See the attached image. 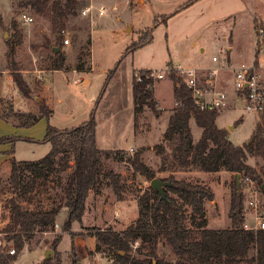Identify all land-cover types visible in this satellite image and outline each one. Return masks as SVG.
<instances>
[{
	"label": "rangeland",
	"instance_id": "rangeland-1",
	"mask_svg": "<svg viewBox=\"0 0 264 264\" xmlns=\"http://www.w3.org/2000/svg\"><path fill=\"white\" fill-rule=\"evenodd\" d=\"M187 1L83 0L80 14L73 17L61 32L63 44L65 38L70 40L69 44L63 45L64 69L51 70L48 64L52 50L46 47V38L55 43L57 33L53 32L50 17L36 15L30 8L21 7V0H0V113L15 120L12 110L39 113L38 104L43 101H48V106L53 109L49 119L43 117L29 127L17 126L0 117V138H22L0 142V175L3 178L8 176L5 172L12 155L18 160H36L50 151V143L43 142L48 123L57 127L79 125L90 117L93 109L98 120L100 148L135 152L146 146L145 162L154 168L157 177L167 174L160 171L161 156L154 146L160 143L168 146L164 133L176 105L169 62L173 66L197 68L203 78L218 69L217 87L227 90L232 97L229 96L226 106L220 107L217 124L229 130V138L236 145L248 142L262 113L246 109L236 98L232 75L242 64H256L264 72V30L256 31L253 23L254 16H259L264 23V0H199L179 10ZM87 6H92L91 12L83 15L82 9ZM101 6L106 8L103 15L98 13ZM23 13L33 20L24 22ZM167 15L171 16L165 22ZM155 20L158 23L154 26ZM151 28V42L129 49L134 42L147 38ZM17 30H22L24 35L21 44L17 43ZM88 39H91L90 45ZM10 44L16 45L13 61L21 68L31 88L30 97L23 95L12 79L8 56ZM86 45L88 55L83 63L79 56ZM214 56L217 60L213 59ZM73 68L82 70L74 71ZM143 68L164 74L163 78L155 79L156 97L163 111L157 116L147 107L135 131L132 79L134 70ZM111 70L114 72L105 86ZM86 78L89 82H85ZM191 126L194 139H199L202 128L194 119ZM261 136L259 140L264 133ZM104 162L122 173L123 199L118 200L112 186L103 182L99 191L96 188L91 190L83 220L71 226L73 235L63 231L67 217L64 208L57 217L55 231L37 232L28 237L24 250L13 264H38L45 258V251L52 249L54 238H61L57 251L62 264H78L91 258H95L96 264H114L113 252L95 250L93 228L123 230L134 223L139 216V197L151 182L113 158L105 157ZM249 163L264 166L263 145L250 156ZM205 173L192 179L208 184L215 192L213 200L205 201L207 221L212 228H225L224 214L230 205L232 173L225 170ZM61 191L60 187H53L51 181L39 184L34 191V206L51 207ZM244 195L245 217L253 223L256 214L264 216V195L254 181L245 183ZM9 198L10 193L0 190V233L9 222ZM255 198L258 201L256 210L248 204ZM179 201L182 202L180 198ZM25 207L30 206L26 204ZM184 209L188 215L186 224L193 227V211L188 205H184ZM150 243H146V250L151 247ZM140 244L141 240L137 241L134 248ZM159 245L160 255L174 258L167 244L160 242ZM9 246L15 245L9 242Z\"/></svg>",
	"mask_w": 264,
	"mask_h": 264
},
{
	"label": "trees",
	"instance_id": "trees-1",
	"mask_svg": "<svg viewBox=\"0 0 264 264\" xmlns=\"http://www.w3.org/2000/svg\"><path fill=\"white\" fill-rule=\"evenodd\" d=\"M197 1L199 0H188L179 10ZM83 3V0L20 2L21 7L30 8L34 14L51 19L53 32L57 33L55 43L46 38V47L52 50L48 64L51 70L64 69V44L61 32L73 17L80 14ZM171 15L165 16V22ZM157 23L158 20H155L154 26ZM253 23L256 31L264 30V23L259 16H254ZM16 36L17 43L21 44L24 38L22 30H17ZM152 39L151 28L147 38L134 42L129 49L143 46ZM87 43L90 45L91 39H88ZM56 47H61V50L56 52ZM87 49L86 45L80 51L79 61L83 63L86 62ZM15 52L16 45L10 44L8 56L12 67V79L23 95L30 97L31 88L21 68L13 61ZM168 67L171 68L169 73L176 105L169 115L164 133L168 146L165 143L154 146L161 156L160 171L170 173L168 176L158 177L170 183L165 188L166 198L150 184L139 197V216L134 223L123 230L93 228L96 237L95 250L99 253L104 250L113 252L114 264H264V228L257 230L244 228L246 220L244 185L247 182L245 179L248 177L250 181H254L264 195V166L256 167L249 163L250 156L255 155L261 145L264 146V137L259 140L264 133V112L249 141L244 145H236L229 138V130L217 124L220 108H201L183 78L172 69V62H169ZM255 67L258 66L255 64ZM113 72L114 70L109 72L105 86ZM152 72V69L147 68L133 72L135 131L147 107L157 116L163 111L156 97V80L152 77ZM38 105L39 113L12 110L11 114L15 120L10 119L8 114L0 113V117L17 126L29 127L43 117L49 119L53 114V109L47 102L43 101ZM192 119L202 128L197 141L192 133ZM97 128L95 109L92 110L90 117L79 125L57 127L48 123L43 142L50 143L51 149L44 157L36 160H18L15 156L11 157L10 173L6 178L0 175L1 192L10 193L9 222L1 233L6 244L14 243L16 253L7 252L9 246L6 245L0 251V264H13L31 235L55 231L57 217L64 208L67 209V217L62 228L63 231L71 232L72 224L83 220L91 190L96 188L99 191L103 182L107 181L112 186L118 200L123 199L122 173L108 167L107 163L105 165V157L131 167L135 173L144 176L150 182L157 177L154 168L144 160L146 146L135 152L125 149H102L97 143ZM17 139L22 138L1 137L0 142ZM222 170L232 173L228 213L231 226L215 229L208 227L205 208V201L215 198L213 189L208 184L193 179L177 178L175 173L178 171L214 173ZM236 174H240V182ZM47 181H51L53 187H60L61 193L51 207L34 206L36 187ZM26 204L30 207H25ZM184 205H188L193 211L191 216L193 227L186 224L188 215ZM71 234L73 235L72 232ZM60 239L54 238L51 242L50 247L54 255L38 264H62L57 251ZM139 240L141 244L134 248ZM147 242H151V247L146 250ZM160 242L169 246L174 258L159 254Z\"/></svg>",
	"mask_w": 264,
	"mask_h": 264
},
{
	"label": "built area",
	"instance_id": "built-area-1",
	"mask_svg": "<svg viewBox=\"0 0 264 264\" xmlns=\"http://www.w3.org/2000/svg\"><path fill=\"white\" fill-rule=\"evenodd\" d=\"M92 6H87L82 9L83 15H88L91 12ZM105 7H99L98 13L103 15L105 13ZM24 22H31L33 18L26 13L22 14ZM69 38L64 39V44H69ZM214 60L217 57L214 56ZM172 69L176 70L179 76L183 78L185 84L191 89L194 99L201 108H220L226 106L229 102L230 95L227 90L219 89L217 87L216 75L218 69H214L205 78L200 76L198 69L194 67H184L182 65H175ZM162 72H152L154 79L163 78ZM206 86L205 89L203 87ZM233 89L236 98L244 103V106L248 110L255 112H264V72L255 67L254 64L246 65L242 64L241 67L235 71L233 78ZM246 181H250L247 177ZM249 207L258 208L257 199H251L248 201ZM58 227V223L55 224V228ZM245 229L257 230L264 228V216L256 214L255 221L251 223L248 219L244 222ZM3 234L0 233V251L9 244H6L2 238ZM7 252L15 254V246H9Z\"/></svg>",
	"mask_w": 264,
	"mask_h": 264
},
{
	"label": "crops",
	"instance_id": "crops-1",
	"mask_svg": "<svg viewBox=\"0 0 264 264\" xmlns=\"http://www.w3.org/2000/svg\"><path fill=\"white\" fill-rule=\"evenodd\" d=\"M251 65V64H250ZM229 67V66H228ZM223 69H228V68H225V67H223ZM74 71H78L77 69H73ZM234 74H235V71H233V75H232V80H233V78H234ZM10 79H11V76H8ZM133 80V79H132ZM85 82H89V79L88 78H86V80H85ZM217 85H218V83H217ZM232 88H233V81H232ZM233 92H234V89H233ZM234 94H235V92H234ZM231 96V95H230ZM232 97V96H231ZM48 100V99H47ZM46 100V101H47ZM47 103H49L48 101H47ZM50 104V103H49ZM161 108V107H160ZM41 119H43V118H41ZM97 130H98V128H97ZM198 140V139H197ZM196 140V141H197ZM97 143H98V133H97ZM99 146V145H98ZM131 150H133V147H131ZM12 156H14V155H12ZM11 156V157H12ZM11 157H9L8 158V164H7V169H6V172L5 173H7V174H9L10 173V169H11ZM162 173H167V174H162V175H164V176H162V177H165L166 175L168 176L170 173L169 172H167V171H163ZM206 173L205 172H203V171H178V172H176L175 173V176L177 177V178H186V179H189V180H192V178H194V177H197V175H205ZM216 200H217V198H216ZM229 208H230V205H229ZM229 208H227V209H225V214H224V218H225V220H226V226H225V228L226 227H230L231 226V220H230V218H229V216H228V213H229ZM208 227H210V225H209V221H208ZM210 228H212V227H210ZM222 228V227H221ZM220 227H215V229H221Z\"/></svg>",
	"mask_w": 264,
	"mask_h": 264
},
{
	"label": "water",
	"instance_id": "water-1",
	"mask_svg": "<svg viewBox=\"0 0 264 264\" xmlns=\"http://www.w3.org/2000/svg\"><path fill=\"white\" fill-rule=\"evenodd\" d=\"M60 50H61V47H56L55 48L56 52H58ZM36 100H37V102H40V98L39 97H37ZM236 177L238 178V180L240 182V178H241L240 174H236ZM169 184H170L169 182L161 180L158 177L152 179V181H151V185L161 193L163 198H166L165 188L167 186H169ZM263 188H264V186H263ZM52 254H53V250L52 249H47L45 251V256H44L45 258L44 259L48 258L49 256H52ZM78 264H96V260H95V258L85 259V260L80 261Z\"/></svg>",
	"mask_w": 264,
	"mask_h": 264
}]
</instances>
